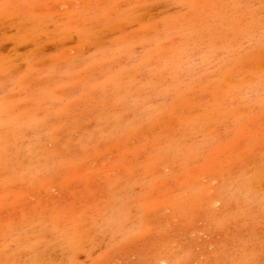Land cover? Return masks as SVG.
I'll return each mask as SVG.
<instances>
[{
  "label": "rangeland",
  "instance_id": "374dc122",
  "mask_svg": "<svg viewBox=\"0 0 264 264\" xmlns=\"http://www.w3.org/2000/svg\"><path fill=\"white\" fill-rule=\"evenodd\" d=\"M0 264H264V0H0Z\"/></svg>",
  "mask_w": 264,
  "mask_h": 264
}]
</instances>
